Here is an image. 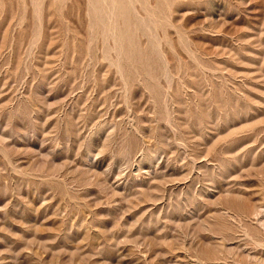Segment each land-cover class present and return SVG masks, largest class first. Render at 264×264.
Returning <instances> with one entry per match:
<instances>
[{"label": "rangeland", "instance_id": "obj_1", "mask_svg": "<svg viewBox=\"0 0 264 264\" xmlns=\"http://www.w3.org/2000/svg\"><path fill=\"white\" fill-rule=\"evenodd\" d=\"M0 264H264V0H0Z\"/></svg>", "mask_w": 264, "mask_h": 264}]
</instances>
